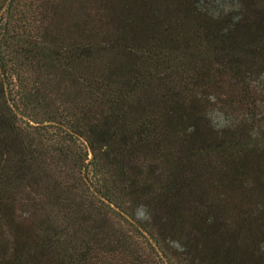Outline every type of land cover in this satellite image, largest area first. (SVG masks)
<instances>
[{"label":"trees","instance_id":"trees-1","mask_svg":"<svg viewBox=\"0 0 264 264\" xmlns=\"http://www.w3.org/2000/svg\"><path fill=\"white\" fill-rule=\"evenodd\" d=\"M0 264H264V0H0Z\"/></svg>","mask_w":264,"mask_h":264}]
</instances>
